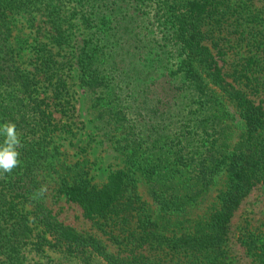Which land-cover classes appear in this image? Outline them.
Masks as SVG:
<instances>
[{
	"label": "trees",
	"instance_id": "trees-1",
	"mask_svg": "<svg viewBox=\"0 0 264 264\" xmlns=\"http://www.w3.org/2000/svg\"><path fill=\"white\" fill-rule=\"evenodd\" d=\"M261 1L0 0V124L23 145L0 176V264H26L28 246L79 264H228L232 219L264 184ZM42 22L50 43L30 45ZM55 111L82 116L115 158L101 186L61 150ZM42 185L117 251L59 222ZM242 242L264 264V239Z\"/></svg>",
	"mask_w": 264,
	"mask_h": 264
},
{
	"label": "rangeland",
	"instance_id": "rangeland-1",
	"mask_svg": "<svg viewBox=\"0 0 264 264\" xmlns=\"http://www.w3.org/2000/svg\"><path fill=\"white\" fill-rule=\"evenodd\" d=\"M261 2L264 3V0ZM50 32L49 25L42 22L39 29H25L22 35L28 39L29 43H31L30 45L35 46L37 44H49ZM30 51L31 47L27 52ZM226 52L228 55L225 59L228 62L225 66H229L231 73L232 64L239 62V58L245 57L246 51H239L235 47V49H230ZM54 53H57V51L55 50ZM66 56L65 52H62L55 60L62 61V58ZM67 68L69 69L70 66H67ZM262 76L264 80V71L261 72ZM82 94L83 91H79L74 85L72 91H70V102H74ZM259 100L263 102L264 107V92L259 96ZM81 110L84 112V106L81 107ZM53 118L63 129V133H65L66 141L63 142L64 146H62L61 150L66 154L68 160L71 163L87 160V170L89 177H91V183L101 186L106 181L107 174L115 168L116 162L111 152L106 149L105 144L100 143L101 138L92 132L90 127L89 129L83 127L82 116H76L75 118L73 114L69 113L62 117L61 113L55 111ZM46 194L47 205L59 222L79 233L91 234L106 244L112 252L117 251V247L103 232L96 228L93 222L83 218L81 210L76 205L66 202L63 196L56 198V193L51 189ZM247 235L264 239V184L256 186L250 192L232 219L226 244L228 264H252V258L248 255L242 242V239ZM25 256L27 258L26 264H79L77 261L71 263V261L65 260L60 251L48 248L44 249L43 253L36 254L31 252L30 246H28Z\"/></svg>",
	"mask_w": 264,
	"mask_h": 264
},
{
	"label": "clouds",
	"instance_id": "clouds-1",
	"mask_svg": "<svg viewBox=\"0 0 264 264\" xmlns=\"http://www.w3.org/2000/svg\"><path fill=\"white\" fill-rule=\"evenodd\" d=\"M0 176L11 174L20 164V149L23 145L20 135L17 132V126L13 122L0 124ZM47 191L46 186H41L37 190V196H44ZM35 198V197H34Z\"/></svg>",
	"mask_w": 264,
	"mask_h": 264
}]
</instances>
